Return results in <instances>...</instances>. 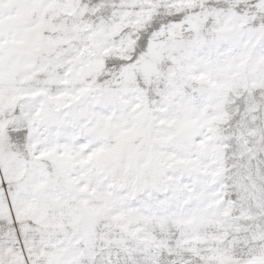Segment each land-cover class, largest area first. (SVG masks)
Here are the masks:
<instances>
[{"label":"snow or ice","instance_id":"snow-or-ice-1","mask_svg":"<svg viewBox=\"0 0 264 264\" xmlns=\"http://www.w3.org/2000/svg\"><path fill=\"white\" fill-rule=\"evenodd\" d=\"M0 264H264V0H0Z\"/></svg>","mask_w":264,"mask_h":264}]
</instances>
